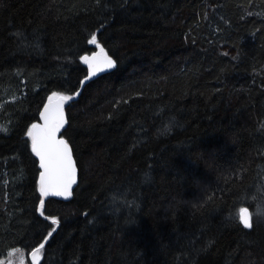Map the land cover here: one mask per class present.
I'll list each match as a JSON object with an SVG mask.
<instances>
[{
	"label": "trees",
	"instance_id": "obj_1",
	"mask_svg": "<svg viewBox=\"0 0 264 264\" xmlns=\"http://www.w3.org/2000/svg\"><path fill=\"white\" fill-rule=\"evenodd\" d=\"M95 53L116 68L64 103L78 183L40 208L27 132L49 97L74 96ZM252 196L264 198V0H0L2 261L264 264V221L239 220Z\"/></svg>",
	"mask_w": 264,
	"mask_h": 264
},
{
	"label": "snow or ice",
	"instance_id": "obj_2",
	"mask_svg": "<svg viewBox=\"0 0 264 264\" xmlns=\"http://www.w3.org/2000/svg\"><path fill=\"white\" fill-rule=\"evenodd\" d=\"M96 43V35L93 34L89 40V44ZM85 63H89L87 57L81 58ZM104 64L107 68L114 67V62L105 58ZM90 74H94L92 65L89 64ZM55 95V94H54ZM72 97L59 96L60 103L56 106L55 115L51 104L46 106L45 111L41 113L45 123L43 127L37 124H33L27 132V136L31 139V149L35 156L39 158L40 168V180L39 190L41 193V207L44 204L43 197L49 194L50 190H54V194L63 195L69 194V189L72 183H74V168L72 165L68 146L63 139L57 140L56 133L63 127V102L70 100ZM53 98L49 97L51 101ZM240 223L244 228H251L252 223L250 215L247 209H241L239 214ZM52 224H56L57 221L53 219ZM55 231V228L52 229ZM51 232L49 236H51ZM41 244V248H43ZM18 251V250H17ZM39 251V249H37ZM10 256L12 253L9 254ZM8 264H13L11 260Z\"/></svg>",
	"mask_w": 264,
	"mask_h": 264
},
{
	"label": "water",
	"instance_id": "obj_3",
	"mask_svg": "<svg viewBox=\"0 0 264 264\" xmlns=\"http://www.w3.org/2000/svg\"><path fill=\"white\" fill-rule=\"evenodd\" d=\"M88 60H89V63H85L87 68H88V73H87V76L81 81L80 83V87L78 89V91L74 94V96L70 99V100H67V101H75L77 100V98L79 97L83 87L95 80L96 78H98L99 76L101 75H104V74H107V73H110L111 71H113L115 68H116V63L112 60L111 57L107 56V55H102L100 53H95V54H92L90 56H87ZM105 58H109L111 59L113 62H114V67L112 68H107L104 64V60ZM89 64L92 65V68H93V71H94V74H90V68H89ZM59 96H56L54 97L51 101L49 100L48 102H46V104L43 106V108L41 109V112H40V115H39V122L36 123L37 125H40L41 127H43L45 121L41 115V113H43L45 111V108L46 106H48L49 104H51L52 106V110H53V115H55V109H56V106L60 103L59 99H58ZM66 101V102H67ZM64 103L63 102V108H62V112H63V119H64V124H63V127L60 128V130L56 133V139L57 140H60V139H63L61 137V134H62V131L65 127V121H66V116H65V112H64ZM64 140V139H63ZM65 141V140H64ZM66 142V141H65ZM67 146H68V150H69V153H70V157H71V161H72V165H73V168H74V183L71 184L70 186V189H69V194H63V195H56L54 194V190H50L49 191V194L44 196L43 197V200L46 201L47 199H55V200H60V201H68L71 197V192L72 190L76 187L77 183H78V168H77V165H76V162H75V159L72 155V151L70 149V146L68 145V143L66 142ZM34 155V154H33ZM35 159L37 161V164H38V168H39V172L42 171V169L40 168V161H39V158L37 156H35ZM39 180H40V173H39ZM40 208H41V204H40ZM242 225V224H241ZM243 226V225H242ZM246 229V228H245ZM250 228H247V230H249Z\"/></svg>",
	"mask_w": 264,
	"mask_h": 264
},
{
	"label": "clouds",
	"instance_id": "obj_4",
	"mask_svg": "<svg viewBox=\"0 0 264 264\" xmlns=\"http://www.w3.org/2000/svg\"><path fill=\"white\" fill-rule=\"evenodd\" d=\"M165 127H168L167 125ZM250 202L253 203L254 207L249 212L250 220L255 217L259 221H264V198L252 196Z\"/></svg>",
	"mask_w": 264,
	"mask_h": 264
},
{
	"label": "rangeland",
	"instance_id": "obj_5",
	"mask_svg": "<svg viewBox=\"0 0 264 264\" xmlns=\"http://www.w3.org/2000/svg\"><path fill=\"white\" fill-rule=\"evenodd\" d=\"M10 253H12L11 256L9 255ZM17 254H18V255H21V254H22V251H21V250H18V251H17V250H13V251L9 252L8 255H7V259H6V261H2V260L0 259V264H8V261H9V260H11V261L13 262V264H26L27 259H26V256L23 255V254H22V256H18V261H17V263L14 262V261H15L14 256L17 255ZM39 259H40V254L37 253V252H35V253L31 256V260H32V262H38Z\"/></svg>",
	"mask_w": 264,
	"mask_h": 264
}]
</instances>
